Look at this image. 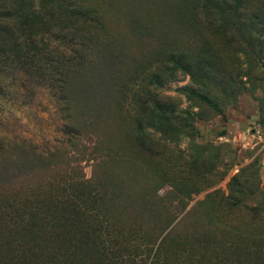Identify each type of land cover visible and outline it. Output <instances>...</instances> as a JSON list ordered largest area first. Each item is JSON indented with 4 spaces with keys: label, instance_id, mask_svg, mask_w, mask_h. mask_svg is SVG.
Masks as SVG:
<instances>
[{
    "label": "trees",
    "instance_id": "1",
    "mask_svg": "<svg viewBox=\"0 0 264 264\" xmlns=\"http://www.w3.org/2000/svg\"><path fill=\"white\" fill-rule=\"evenodd\" d=\"M105 1L0 0V66L15 61L27 71L51 73L58 102L71 113L70 83L86 54L54 47L50 38L67 41L79 51L84 47L94 51L95 46L112 41L111 35L100 34V7ZM177 4L176 16L186 26L188 39L181 44L161 35L165 47L156 49L154 60L126 85L123 92L128 94L118 108L130 122L134 147L150 156L156 153L157 132L192 136L203 115L182 109L172 97L161 94L159 89L167 82L189 76L196 87L185 86L183 91L199 105L219 113L243 91L252 89L248 83L264 82V0H177ZM67 120L65 132L72 135L68 144L73 146L81 132L72 114ZM5 149L0 138V154ZM201 157L197 154L190 163H201ZM33 158L36 162L31 171L25 166L24 173L0 181V188L27 190L17 201L0 207V264H264V196L256 199L260 190L242 176L243 168L230 179L227 193L216 188L206 200L239 207L241 213L252 208V214L248 213L258 227L226 226L232 234L229 241L216 245L210 253H201L194 251L188 234H176L179 221L174 223V217L150 233L130 230L114 215V208H124L108 200L97 179L62 177L53 183L40 174L53 165L54 155ZM32 176L41 183L34 186L35 196H30L32 186L28 185ZM219 179L209 183L197 178L175 179L166 195L171 192L178 204H188L193 194ZM252 189L255 207L242 199ZM162 198L154 196L159 202ZM196 208L197 204L192 205L181 219Z\"/></svg>",
    "mask_w": 264,
    "mask_h": 264
},
{
    "label": "rangeland",
    "instance_id": "2",
    "mask_svg": "<svg viewBox=\"0 0 264 264\" xmlns=\"http://www.w3.org/2000/svg\"><path fill=\"white\" fill-rule=\"evenodd\" d=\"M177 6V0H156L154 4L152 0H106L100 7V34L111 35L113 40L95 46L94 51L86 47L79 51L67 41L50 38L54 47L69 48L72 54H86L70 83L71 113L64 111L58 102L51 73L27 71L15 61L1 65L0 138L6 149L0 154V181L24 173L25 166L31 171L37 154H52L53 165L46 167L40 176L53 183L62 177L92 176L102 184L108 200L124 208L119 211L114 208V215L126 228L150 233L160 228L164 220L171 221L174 217V223L179 221L176 234H188L194 251L210 253L232 237L230 225L233 229L258 227L250 219L252 208L248 210L250 214L241 213L239 207L208 201L206 196L216 188L227 193L230 179L243 168L242 176L246 175L260 190L256 199L263 198L264 82L248 83L252 89L227 103L222 113L188 97L183 88L196 87L189 76L180 75L179 80L167 82L159 89L161 94L172 97L182 109L203 114L196 122L197 129L192 136L186 133L181 137L173 131L157 132L156 153L150 156L137 151L130 122L120 110L128 94L123 91L154 60L155 50L165 47L161 39L164 34L181 44L188 39L183 28L186 26L176 16ZM187 30L191 31L188 24ZM239 55L242 57V53ZM71 114L81 132L74 147L68 144L72 135L65 132ZM100 115L106 120H101ZM167 142L170 145L165 146ZM197 154H201L203 161L191 164ZM187 178L206 183L221 179L193 194L188 204L183 205L185 201L178 204L176 195L166 192L172 189L170 183L175 179ZM28 183L32 186L30 196H35L34 186L41 183L35 176L29 177ZM16 191L7 186L0 188V207L17 201L27 190ZM251 192L253 189L242 199L255 207ZM154 196L163 198L159 202ZM133 204L136 205L129 207ZM195 204L196 210L181 219Z\"/></svg>",
    "mask_w": 264,
    "mask_h": 264
}]
</instances>
